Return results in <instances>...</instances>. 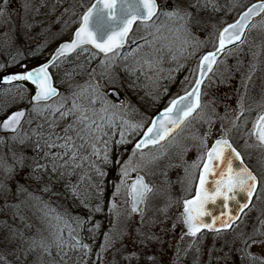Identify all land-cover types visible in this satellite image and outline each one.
<instances>
[{
  "label": "rangeland",
  "instance_id": "obj_1",
  "mask_svg": "<svg viewBox=\"0 0 264 264\" xmlns=\"http://www.w3.org/2000/svg\"><path fill=\"white\" fill-rule=\"evenodd\" d=\"M93 1L9 0L6 7L7 14L0 16V78L21 73L17 63L29 54L36 53L40 60L33 61L32 64L27 62L28 68L46 60L59 43L71 37L80 23L81 13ZM257 1L260 0H235L238 6L234 9L219 12H212L209 9L201 12L204 17L211 18L207 31L212 34L209 37L205 31L194 30L195 40L202 43L182 44V38L177 39L176 34L168 30V26L174 27L172 22L161 16L156 23L164 24L166 27L155 33V29H146L142 25L135 26L126 42L128 47L119 50L121 53L119 58L109 60L104 65L100 63L105 59L104 56L91 60L90 67L84 73L78 66L79 59L64 62L61 66L65 71V74H62L65 82L59 96L48 104L37 105L35 112L33 106L29 107L26 121L16 135L0 136V157L6 153L11 157V152L8 151L11 148L17 153L24 152L28 157L26 161L28 165L33 164L32 158L40 164H49L47 170L40 169L35 173L32 172L31 167L18 170L15 180L10 182L12 191L7 195L0 193V235L5 234L8 231L6 225H10L16 229L17 235L22 234L25 240L39 239L40 236L49 237V232L52 231L51 225L56 223L55 219H52L55 216L62 217L72 227H76L73 218L79 217L67 211L64 197L59 186L55 184L57 182L59 184V176L52 172L49 163L51 157L58 153L62 154L64 150L45 148L43 139L39 135L42 132L44 138H47L49 133H53L52 139H56V136H63L64 129L69 125L79 128L76 119L80 113L72 110L73 101L81 109H87V115L97 123L102 122L100 117L103 115L114 116L112 124L120 125L121 130L125 131L126 140L133 142L128 153L124 152L117 156L123 163L132 155L135 143L139 142L143 131H146L156 114L155 108L158 109L157 112H163L173 98L183 95L185 89L190 90V82L194 80L192 70L197 68L202 55L214 50V44L218 43L217 31L233 23L237 16ZM171 2L172 0H158L162 8L165 5L170 6ZM213 2L226 6L233 0H213ZM25 4L28 5L27 8L24 7ZM0 6H4V0H0ZM261 19L258 17L255 20V28L249 25L242 44L227 47L218 57L223 63L214 65V72L209 73L205 78L202 85L204 95L201 99L207 107L204 109L203 117L194 113V118H190V122L183 130H178V133L174 134L175 140L162 141L160 145L144 149L147 159L139 175L144 177L153 192L142 206L143 224H141V213L132 214L129 205L124 203L127 196L125 190H122L115 200L120 212L118 220L109 212L114 186L119 182L116 168V176L109 181L108 192L102 198L105 200V214L89 222L85 229L84 223L78 231L79 238L92 249L85 257L89 264H101L97 260L96 253L101 252L100 246L105 243L104 234L110 230V239H116L123 234V243L118 242L116 247L120 248L124 255L133 252L142 253L143 245L134 243L140 239L137 231L160 238L159 241L148 242L149 246L143 249L138 264H152L145 259V255H154L158 264H234V261L235 264H239L237 255L233 251L239 245H233L232 241L241 232L239 229L241 224L227 235L206 237L205 240L202 239L200 245H197L199 239L191 241L183 238L180 213L183 210V199L191 192L190 181L193 169L190 166L205 151L201 146V139L208 134L205 143L210 148L211 144L224 134L221 130L223 127L228 130L226 138L240 150L242 155L246 158L256 156L255 160L258 162L256 169L262 176L255 196L256 229L264 227L262 223L264 222V148L249 135L253 121L259 113L264 112V30H262L264 26L260 24ZM150 32L153 35H149ZM142 36L146 37L147 41L141 39ZM133 39L136 43L132 42ZM138 47L140 50L133 54V49ZM192 52H195V55H190ZM145 60L152 61L151 69L144 63ZM186 77L188 80L185 79ZM97 84L102 96L92 90ZM4 85L0 81V86ZM110 88L120 93L124 104L117 105L106 97L105 91ZM29 97L30 92L25 99L28 100ZM92 99H96L97 102L92 104L90 102ZM103 101L107 104L105 105ZM60 105H63L61 111L68 113L66 117H62L60 112H55ZM103 107H107V113L101 111ZM241 110L243 116H240ZM93 112L96 113L95 116ZM122 120H127L129 123L144 122V127L140 131L131 133L122 124ZM233 121L236 127H233ZM19 139H24L25 145H20ZM38 140L39 151L35 148ZM60 140L62 142L59 141L57 144L64 143L63 139ZM75 142L76 145L83 143L77 138ZM93 143L100 150L98 141ZM45 151L49 152L47 158L43 155ZM91 152L92 147L86 144L79 150L76 161L86 164L96 161L97 157L92 156ZM100 152L102 155L103 151ZM81 156L87 157V160H81ZM138 158L139 153L136 159ZM29 175L39 176L42 179H29ZM136 175L137 172H131L130 178ZM197 175L198 170H196V179ZM2 177L3 172L0 170V178ZM16 181H19L25 190L18 192ZM257 196L260 198L257 199ZM45 213L48 215L46 216ZM79 219L84 221V218ZM113 221H116L115 227ZM96 225H99V228H96ZM64 238L68 239L67 229L64 231ZM17 243L20 241L18 240ZM205 243L209 244L205 246ZM222 244L230 247L221 250ZM226 253L229 255L226 256ZM101 254L105 255L107 260L112 259L111 252H101ZM39 255L40 252L37 250L29 259ZM7 258L10 261L15 260L11 255ZM117 258L120 264H137L136 260L128 261L119 255Z\"/></svg>",
  "mask_w": 264,
  "mask_h": 264
},
{
  "label": "snow or ice",
  "instance_id": "obj_2",
  "mask_svg": "<svg viewBox=\"0 0 264 264\" xmlns=\"http://www.w3.org/2000/svg\"><path fill=\"white\" fill-rule=\"evenodd\" d=\"M8 3L9 0H4V6H0V16L7 14L6 7ZM237 6L235 0L226 6H221L219 3L213 2V0H172L170 6L165 5L163 8L157 3V0H96L95 3L86 7L81 13L80 24L75 30L74 38L69 43H62L48 62L23 73L5 75L0 78V81L5 85L24 81L34 85L35 95L31 97V101L33 102V111L35 112L37 111L36 106L41 102H47L52 97L59 95L56 88L52 85V76L49 69L55 66L56 61L61 57H66L77 49L86 50L82 46L91 45L98 53L104 55L105 59L100 61L104 65L109 60L120 57L121 53L119 50L124 47L129 39V34L133 31V25L137 24V22L146 29H155V33H159L163 27H166L164 24L156 23L161 16L172 22L174 27L168 26V30L174 32L177 39L182 38V44L202 43L195 40L194 30L205 31L209 37L212 34L207 31L211 18L204 17L201 15V12L208 11L209 9L212 12H219L226 9H234ZM24 7L27 8L28 5L25 4ZM255 17H261L260 24L264 26V3L253 4L247 7L234 23L227 24L226 27L217 31L216 39L218 43L214 44V50L202 55L197 68L192 70L194 80L190 82V90L185 89L184 95L173 98L163 112L159 114V117L151 120L146 131H143L142 139L135 143L132 155L129 156L128 160L123 163L119 159L115 161L110 160L108 155L109 149L107 147L108 141H103L105 145L102 157L103 163L105 165L112 164L113 167L118 169L119 182L114 186L115 191L112 193V201L109 203V212L115 215L116 220H118L120 212L115 200L120 196L122 190H125L127 193L124 203L130 205L131 213L140 211V205L145 204L149 194L153 192L152 187L145 183L144 177L139 175V171L147 159L144 149L149 148V146L155 147L160 145L162 141L175 140L174 134H177L178 130H183L190 122V118H194V113L203 117L204 109L207 107L201 99L202 95H204L202 85L205 78H207L209 73L214 72V65L223 63V61L218 60V56L226 50L228 45L242 44L244 42L245 32L249 28V25L253 28L256 27ZM149 35H153V33L150 32ZM141 39L147 41L146 37L142 36ZM132 42L136 43L135 39ZM148 43L151 45L150 41ZM139 50V47L133 49V54ZM190 55H195V52L190 53ZM125 59H127V56H125ZM144 63L150 69L153 66L150 60H145ZM185 79L188 80L187 77ZM92 90L97 95H103L98 91V84L93 86ZM90 102L95 104L97 101L96 99H92ZM103 103L107 104L106 101H103ZM62 107L63 105L58 106L55 112H60L62 117H66L68 113L62 112ZM72 110L80 113L76 119V123L80 125L79 128L69 125L64 129L65 135L63 137L56 136V139H52L53 133H49L47 138H44L42 132L39 133L43 139L45 148H60L64 150L62 154L58 153L56 156L51 157L49 161L53 173L62 168L81 167L80 164L76 163V160L79 150L83 149L86 144H90L92 147V156L101 157V152L93 141H98L104 135V124L102 122L97 123L95 119L90 118L87 115L88 110L81 109L75 101L72 103ZM101 111L107 113L108 109L107 107H103ZM95 115L96 113L93 112V116ZM240 116H243V110H241ZM23 117H25V112L17 110L0 121V124H2L5 130L17 133L18 128L22 124ZM236 119L238 120L239 116ZM100 120H107L111 126L114 122V116L103 115L100 117ZM122 124L131 133L140 131L144 127V122L129 123L127 120H122ZM236 126L235 121H233V127ZM221 130L224 134L219 139H216L210 148L205 143L208 134L204 135L201 139V146L205 151L190 166L193 169L190 183L195 184V195L192 198L183 199L181 217L183 225L187 230L186 234L191 237H196L202 229L216 233L232 229L233 224L239 220V215L230 214L229 202L236 201L238 203V212L244 213L245 209L249 208L252 204L253 197L258 191L260 183L258 177L247 167L243 166L240 152L226 138L228 130H225L223 127ZM69 132H75L76 138L83 143L76 145L75 140L69 135ZM249 135L255 137L258 144L264 148V112L259 113L253 121L252 130L249 132ZM60 139H63L64 143L57 144L56 140ZM18 143L25 145V140L19 139ZM116 143H128L123 129L120 131V140ZM35 148L38 151L40 150L39 140L36 142ZM8 151L11 152V157L7 153L3 157H0V170L3 172V177L0 178V193L5 195L12 191L10 182L15 180L18 170L31 167L32 172L35 173L40 169L47 170L49 167V164H40L35 158H32L33 164L28 165L26 164L28 157L24 152L17 153L11 148ZM137 153H139L138 160L136 159ZM43 155L47 158L49 157V152L45 151ZM155 158L153 157V159ZM80 159L87 160V157L81 156ZM233 160L240 161L241 166L234 168ZM60 161H63V163H60ZM90 167L95 170L99 177L106 175L95 162ZM196 170L199 172L198 183L195 182ZM185 171L187 172V169ZM131 172H137L135 179L130 178ZM64 174V172L59 173L60 176ZM209 177H214L211 181V190L206 187L209 184ZM28 178L34 180L42 179V177L32 175H29ZM83 179L84 177H81V180ZM78 187L79 185L74 186V188ZM16 190L18 192L25 190L19 181H16ZM96 190L98 196L103 195V190L98 185L96 186ZM237 193H243L247 202L239 203L237 201ZM256 198L259 199L260 197L257 196ZM81 199L88 210L89 216L92 211L97 213L101 211L99 204L96 205L95 209H92L87 204L89 197ZM218 199H222L224 209L229 210L221 213V217L226 218L214 216L206 207L209 203L215 204ZM45 215L47 216L48 214L45 213ZM209 216L212 217L211 223L204 220V217ZM52 219H55L56 223L51 225L50 238L40 236L39 239L30 238L29 240H25L22 234L17 235L16 229L10 225H6L8 231L0 235V245L3 246L0 247V264H89V261L85 257L90 254L92 249L89 244L83 243L79 238L78 231L84 223L90 221H81L79 218H73L75 219L76 227H72L67 220H64L60 216L52 217ZM217 221H219V227H216ZM115 224L116 221H113V227H115ZM141 224H143L142 212ZM95 227L99 228V225ZM173 228H175V225H173ZM65 229L68 232L67 240L64 238ZM89 231H92V229H89ZM73 233L77 234L74 235ZM137 236L140 239L134 241V243L143 245V249L148 248V242L160 240L155 235H145L140 231H137ZM110 237L111 230L104 234L105 243L100 247L102 253L111 252L112 259L107 260L105 255L98 252L96 256L101 264H120V260L117 258L118 255L128 261L136 260L138 264L143 249L141 254L133 252L130 255H124L123 251L116 247L118 242L123 243V234L116 239H110ZM18 240L20 243H17ZM232 244L239 245L233 249L237 255L239 264H264V227L254 229L251 234L243 231L239 232L233 239ZM37 250H39L40 255L30 260V255L36 253ZM73 253H79V255L74 256ZM9 255L14 256L15 260L10 261L7 258ZM225 255L227 256L229 253ZM46 257L47 259H45ZM145 259L152 262V264H158L154 255H145Z\"/></svg>",
  "mask_w": 264,
  "mask_h": 264
},
{
  "label": "trees",
  "instance_id": "obj_3",
  "mask_svg": "<svg viewBox=\"0 0 264 264\" xmlns=\"http://www.w3.org/2000/svg\"><path fill=\"white\" fill-rule=\"evenodd\" d=\"M96 58L99 57L96 54L94 55L93 52L89 50H80L68 58L59 60L55 64V66H53L50 69V73L53 78L54 84L60 90L64 85L65 79L63 78L62 74H65V71L64 68L61 66L64 64V62L79 59L80 62L78 66H80V68L84 73V71H86L90 67L91 62ZM38 60H40L38 55L36 53H32L29 54V56L22 57V59L17 64L21 65L27 62L32 64L33 61H38ZM28 92L29 91L26 89V87L21 86L19 84L1 86L0 87V120L13 109L30 106L29 101L25 99ZM13 104L15 105L18 104V105L14 106ZM156 110L158 109L155 108V112H157ZM102 123L104 124L103 127L104 135H102L98 140V145H99L98 147H100V150L104 152L105 145L103 141L107 140L108 141L107 147L109 149V153H108L109 159L115 161L119 159V157L117 156L123 154L124 152L128 153L130 151L133 142L131 143L128 142L126 144H117L116 142L120 140V131H121L120 125H117L116 123L110 126L108 121L107 122L102 121ZM64 135L65 133H63V136ZM69 135H71L75 140L76 138L75 132H69ZM59 141L61 140H57L56 143H58ZM102 157L103 154L101 155L100 158H97L96 161L94 162L98 167L101 168L102 171L106 173L104 177H99L95 172V170L90 167V165L93 162L90 164L89 163L86 164L80 161H76V163L80 164L81 167L77 168L72 166L68 168L58 169V171L56 172V174H58L59 176L58 179L59 184L58 182L55 184L60 188L59 190L61 191L64 197L65 206L68 209L67 211H69L70 214H73L79 218H84L83 219L84 221L92 222L94 219L96 218L98 219L101 216H103L106 212L105 200H103L102 198H104V196L108 192L107 186L109 184V181L115 178L116 176V167H113L112 164L105 165L103 163ZM60 172H64L65 174L63 176H60L59 175ZM81 177H84V179L81 180ZM76 185H79V187L74 188V186ZM97 185L103 190L102 196H98L96 194ZM83 197H89V199L87 200V204L92 209H95L96 205L99 204L101 207V211L99 213L92 211L91 215L89 216L88 210L81 199ZM88 223H85L84 229L87 228ZM73 255L78 256L79 253H73Z\"/></svg>",
  "mask_w": 264,
  "mask_h": 264
},
{
  "label": "water",
  "instance_id": "obj_4",
  "mask_svg": "<svg viewBox=\"0 0 264 264\" xmlns=\"http://www.w3.org/2000/svg\"><path fill=\"white\" fill-rule=\"evenodd\" d=\"M96 2V0H94L93 2H91L92 4L93 3H95ZM262 3H264V0H260V1H257V2H255V3H253V4H262ZM91 4V5H92ZM253 4H251V5H253ZM90 5V6H91ZM251 5H249V7L251 6ZM246 10V9H245ZM258 17H255L254 18V20L255 19H257ZM238 19V18H237ZM137 23H139V22H137ZM80 24V23H79ZM135 25V24H134ZM134 25H133V27H134ZM78 27H79V25H78ZM77 27V28H78ZM76 28V29H77ZM75 29V30H76ZM74 33H75V31L73 32V34H71L72 36H71V39H73L74 38ZM130 35V34H129ZM71 39L69 40V41H65V42H62V43H69L70 41H71ZM61 45V43L52 51V54H50L49 56H48V58L44 61V62H42L41 64H39L38 66H40V65H42V64H44V63H46V62H48L50 59H51V57L55 54V51H56V49L59 47ZM229 46V45H228ZM128 46H126V43H125V45H124V47L122 48L123 50H124V48H127ZM82 48L83 49H89L90 51H92V52H94L95 54H97V55H99V56H101V57H103L104 55L102 54V53H98L97 52V50L96 49H94V48H92L91 47V45H84V46H82ZM227 48V47H226ZM78 50H81V49H77L76 51H73V52H71V53H69L66 57H69V56H71L72 54H74L75 52H77ZM66 57H61V58H66ZM60 58V59H61ZM59 59V60H60ZM58 61V60H57ZM56 61V62H57ZM38 66H36V67H38ZM34 68V67H33ZM32 68V69H33ZM21 70H25V65H22L21 66V68H20ZM31 70V69H30ZM26 84H28V85H30L31 86V89H32V95L30 96V100H29V102H30V104L31 105H33V102L31 101V97L33 96V95H35V86L34 85H32L31 83H29V82H26V81H24ZM52 85H53V81H52ZM53 87H55L54 85H53ZM56 88V87H55ZM56 90H57V92H58V94H59V90H58V88H56ZM120 93L116 90V89H113V88H110V89H108V90H106L105 91V95H106V97L108 98V99H110L111 101H113V102H115V103H117V105H122V104H124V99H123V97L121 96V95H119ZM58 96V95H57ZM57 96H54V97H52L50 100H48L47 102H41L40 104H46V103H48V102H50V101H52L53 99H55V97H57ZM17 110H20V111H24L25 112V117H23L22 118V124H21V126L24 124V122H25V119L27 118V114H28V109L25 107V108H20V109H15V110H13V111H11V112H9L3 119H5L8 115H10V114H12L13 112H15V111H17ZM159 114L160 113H158V114H156V116L153 118V119H156V118H158L159 117ZM2 119V120H3ZM1 120V121H2ZM21 126L18 128V130L21 128ZM18 132V131H17ZM16 133H13V132H10V131H7V130H5L4 128H3V126H2V124H0V135H15ZM143 137V136H142ZM142 139V138H141ZM254 139L256 140V142H258L257 141V139L254 137ZM241 166V164H240V161H238V160H233V167L234 168H239ZM243 166H245L244 165V163H243ZM246 167V166H245ZM135 177L136 176H134V177H132L131 179H135ZM198 179H199V176H198ZM209 179V184H207L206 185V187L207 188H209L210 190H211V188H212V184H211V181L214 179V177H209L208 178ZM145 183H146V181H145ZM195 194V193H194ZM237 201L239 202V203H246L247 202V200H246V197H245V195L243 194V193H237ZM230 203V214H233V215H240V213L238 212V203L236 202V201H230L229 202ZM142 206H143V204L142 205H140V211H138L137 213H133L134 215H138L140 212H141V210H142ZM207 209L214 215V216H216V217H221V213L222 212H225V211H229V210H227V209H224V207H223V200L222 199H218L217 201H216V203L215 204H211V203H209L207 206ZM128 208H130V205H129V207ZM183 212V211H182ZM221 218H226V217H221ZM204 220L206 221V222H208V223H211V220H212V217H204ZM216 227H219V221H217V224H216ZM185 230H186V228H185ZM187 231V230H186ZM201 231H207V232H210V233H216V232H212V231H208L207 229H202Z\"/></svg>",
  "mask_w": 264,
  "mask_h": 264
},
{
  "label": "flooded vegetation",
  "instance_id": "obj_5",
  "mask_svg": "<svg viewBox=\"0 0 264 264\" xmlns=\"http://www.w3.org/2000/svg\"><path fill=\"white\" fill-rule=\"evenodd\" d=\"M179 96H182V95H179ZM237 151L240 152L239 149H237ZM240 154H241V152H240ZM241 157L243 159L244 164L247 166V168L250 171H252L253 174H255L258 177V180L261 183V177L262 176L260 175V172H258L257 169H256V165L258 164V162L255 160L256 159V156L254 155V157H253V155H252L253 158L250 157V156H248V158H246L244 155L241 154ZM195 182L198 183V180L196 179ZM260 183H259V185H260ZM259 185H258V187H259ZM194 193H195V184L192 183L191 192H190V195L187 198H192L194 196ZM255 196L256 195H254L252 204L249 206V208L245 209L244 213H241L239 215V220H237L233 224V228L232 229H230L228 231H224V232H219V233H209V232H206V231H201L200 233L197 234L196 237H191V236H188L186 234V231H185V228H184V225H183V233H182V236H184L183 238L186 239V240L189 239L191 241H193V240L195 241L196 239H199V240H197V241H199L197 243V245H200L202 243V239L203 238L205 240L206 237L207 238L208 237L211 238V237H214L215 235L216 236L217 235H227V233L231 232L235 227L239 226L240 224H241L240 225V228H239L240 231H243L245 233H252L253 230L256 229V212H255L256 211V201H255ZM180 215H181V213H180ZM247 215H250V216H247ZM181 219H182V217H181ZM206 244H209V243H205V246H206ZM228 247H230V245L222 244L221 245V250H223L225 248H228ZM208 248H206V249H208ZM205 262H207V261H205ZM205 264H207V263H205Z\"/></svg>",
  "mask_w": 264,
  "mask_h": 264
}]
</instances>
